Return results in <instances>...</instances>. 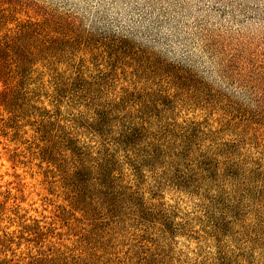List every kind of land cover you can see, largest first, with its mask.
<instances>
[{
  "label": "rangeland",
  "instance_id": "374dc122",
  "mask_svg": "<svg viewBox=\"0 0 264 264\" xmlns=\"http://www.w3.org/2000/svg\"><path fill=\"white\" fill-rule=\"evenodd\" d=\"M0 264H264V0H0Z\"/></svg>",
  "mask_w": 264,
  "mask_h": 264
}]
</instances>
